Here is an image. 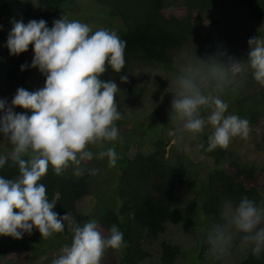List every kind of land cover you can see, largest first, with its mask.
<instances>
[{
  "label": "trees",
  "instance_id": "trees-1",
  "mask_svg": "<svg viewBox=\"0 0 264 264\" xmlns=\"http://www.w3.org/2000/svg\"><path fill=\"white\" fill-rule=\"evenodd\" d=\"M26 1V0H21ZM99 7H104L107 16L121 21L120 38L126 41L125 66L120 73L114 72L110 66L102 74L101 79L113 80L121 89L120 97L116 94V103L122 119L116 121L122 141L104 142L103 148L89 145L93 159L82 161L80 167L84 175L74 174L75 165H70L63 175H56L52 166L39 183L45 185L49 201L58 198L54 211L60 216L65 214L76 224L83 226L85 222L95 220L98 230L107 237L110 228L115 224L124 234L125 246L117 250L118 264H147L154 254L146 249L148 238H160L167 232L168 224H179L187 233H194L196 247L189 264H226L225 258L209 257L210 245L204 239L208 225L224 223L222 209L226 203L233 206L239 204L242 197L247 196L258 206L264 204V164L244 163L227 148L217 147L207 151L209 133H201L202 152L214 158L205 177L200 183L188 177L196 171L189 155L185 153V141L175 142L167 150L171 138L162 137L159 127L153 133L160 137L152 142V150L145 152L137 135L142 128L140 119L131 120L124 114L120 102L126 97H142L146 86L137 85V79L126 63L133 57L143 64L152 63L175 70L177 59L182 57V50H188L184 57L196 52L197 57L208 58L223 53V59L232 57L243 61L246 70L235 76L236 93L233 101L239 104V116L251 123H258L263 117L264 86L255 89L248 96L243 94L251 89L256 81L247 59L250 52L248 41L252 37L264 40V0H91ZM26 7L20 13L25 24L31 19H44L51 28L53 21L65 16L69 21L87 22L85 12L87 5L79 0H27ZM12 0H0V92L15 96L16 88L27 86V79L41 72L38 67H30L34 56L33 46L19 55H10L7 38L10 26L1 17L11 10ZM95 5V6H96ZM86 6V7H85ZM242 11L238 23L232 20L231 12ZM215 13V15H214ZM83 14V15H82ZM220 15L221 18H215ZM6 16V15H5ZM211 18L216 27L223 29L217 34L215 30L202 26L205 17ZM107 19L101 20L106 23ZM239 29L240 31H238ZM237 30V32H236ZM188 47V48H186ZM177 53V54H176ZM180 56V58H178ZM182 60V58H181ZM22 64L29 67L21 70ZM191 64V63H188ZM181 73V71H180ZM43 76L46 75L41 73ZM127 75L128 82H120L116 76ZM160 81L159 79H157ZM150 81H156L150 80ZM161 85L162 82H155ZM155 86V85H154ZM153 86V87H154ZM26 88V87H25ZM7 91V92H6ZM14 91V92H13ZM226 92H223L225 95ZM243 94V95H242ZM252 98V99H250ZM23 110V109H22ZM27 114L31 113L27 110ZM3 114V113H2ZM1 114V115H2ZM206 109L201 110L205 119ZM152 128V125H147ZM182 131L179 132L181 135ZM162 134V135H161ZM165 135V133H164ZM183 135H187L186 132ZM8 139L0 133V143ZM115 143L119 159L114 167L108 166V158H98V152L112 147ZM138 144V145H137ZM11 145V144H10ZM136 147V148H134ZM136 149V151H134ZM10 153L0 148V155ZM96 169V174L90 173ZM0 176L14 179L19 176L18 166L9 159L0 167ZM189 179V181H188ZM200 184L203 200L201 211L206 220L197 223L179 208L180 186L191 188ZM93 194L96 204L91 212L82 214L77 210V202L84 196ZM211 227V230L214 228ZM206 230V231H205ZM210 231V230H209ZM73 233L68 221L60 233H53L48 238L41 237L38 229L33 227L32 233L25 232L20 239L0 235V264H19L22 261H35L48 255V250L56 251L63 244H71ZM182 244L162 239L159 249V264L178 263L183 254ZM241 264H264V252L259 257L247 252Z\"/></svg>",
  "mask_w": 264,
  "mask_h": 264
},
{
  "label": "clouds",
  "instance_id": "clouds-1",
  "mask_svg": "<svg viewBox=\"0 0 264 264\" xmlns=\"http://www.w3.org/2000/svg\"><path fill=\"white\" fill-rule=\"evenodd\" d=\"M17 1L20 2L16 14L18 17L21 7L25 5L24 1ZM25 2L28 3L27 0ZM12 11L14 10L11 5V10L5 15H11ZM232 11L242 12L237 9ZM19 17L21 20H13V27L8 28L10 32L6 46L9 54L19 55L28 51L29 45H32L34 56L30 67H38L41 72L31 77L38 74L41 79L37 84H45L42 88L30 92L34 86L29 83L30 77L26 81L27 86L20 84L16 88L10 105L6 99H0V112L3 113L0 115V133L12 145L8 155H0V167L10 159L19 170V176L14 179L0 176V235L20 239L25 232L31 234L35 227L41 237L48 238L53 233L63 232L65 221H68L73 233L72 242L62 248V254L54 259L52 264H101L106 249H120L125 246L123 232L113 224L109 235L105 237L98 230L95 220L80 226L70 220L67 214L60 216L54 211L58 198L49 201L46 187L39 181L47 174L49 165L58 176L63 175L70 165H75L74 174L82 176L84 175V169L80 167L82 161L93 159L89 145L103 148L104 142L122 141L120 130L115 123L122 119L116 103V94L118 93L120 97L121 89L113 80L101 79L108 66L116 73H120L125 66L126 41L119 36L121 21L107 16L115 21L117 27L106 18V23L109 22L108 24L113 27L108 30L100 28L93 32L87 22L69 21L65 16L55 19L51 28L44 19H31L25 24L22 14ZM206 18L214 25L211 18L207 16ZM215 18L220 19L221 16L217 15ZM205 19L202 21L204 28ZM218 32L216 29L213 34ZM248 44L250 46L248 66L252 69L254 80L264 85V40L252 37ZM223 56V53H217L206 59L197 57V60L189 65L185 59L181 60L182 57L177 59L176 69L167 70L173 72V81L176 85L171 100V115L177 114L184 123L181 124L182 122L170 116L164 117L158 124L143 125L139 133L146 129L153 133V130L159 127L162 137L171 138L167 150L176 141H183L184 132L197 134L203 148L200 134L207 131H203L205 119L201 116V110L211 108L212 112L207 117V122L213 126L214 132L208 137L207 151H213L217 147L230 149L232 139L237 136L247 139L251 132V122L238 116L239 110L238 115H225L227 103L213 94L223 91L234 76L247 69L240 58L236 60L228 57L225 60ZM180 62L187 67L180 69L178 66ZM126 66L137 79L134 69H138L140 74L142 68L149 65L133 57ZM27 67L28 64H22L21 70ZM41 73L46 75V80ZM116 79L128 82L127 75L116 76ZM157 86L164 87V84ZM129 97L123 95L121 108L127 117H135L134 113L137 110L131 112L128 108L134 99L140 101L141 97ZM17 106L30 110L31 114L15 112L14 108ZM154 114L155 112H152V115ZM147 125H152V128H147ZM182 125L183 130L179 135ZM152 135L150 151L153 148L152 142L160 138L154 133ZM97 155L101 159L107 157L109 167H114L119 159L115 143L112 147L99 151ZM210 157L213 164L214 158ZM211 165L205 166L206 173ZM193 167L196 169V165L193 164ZM96 171L91 169L90 173L95 175ZM196 171L188 177L196 179L195 183H200L206 173L198 178ZM200 195L202 202L203 196ZM180 209L186 211L184 214L188 218L191 216L187 209L195 211V204H188L187 208ZM222 219L224 223L216 226L212 222L207 223L208 226L210 224L211 227L214 226L212 230L209 229L208 243L209 251L217 259L229 253L238 234H243L240 236V247L248 248V253L252 251L259 257L264 252V227L261 226L264 225V204L262 207L258 206L254 200L244 196L236 206L231 202L225 204Z\"/></svg>",
  "mask_w": 264,
  "mask_h": 264
},
{
  "label": "rangeland",
  "instance_id": "rangeland-1",
  "mask_svg": "<svg viewBox=\"0 0 264 264\" xmlns=\"http://www.w3.org/2000/svg\"><path fill=\"white\" fill-rule=\"evenodd\" d=\"M82 1L83 4L85 3L87 5L85 12V18L82 17L83 19L87 20V23L94 31L104 28V29H111L113 25H115V21L111 20L110 17H107L106 11L104 8H101L97 6L94 2L91 0H79ZM24 8L26 7V3L24 2ZM96 5V6H95ZM12 7L13 10L11 15L8 14L7 16H2L1 19L2 21L5 19L6 24L5 26H10L11 28L13 27V20L15 21H20L21 18V13L19 12V16L17 17V12L18 9L20 8V2L17 0H12ZM242 12H237V11H232L231 16L232 20L238 23L239 18L242 16ZM83 15V14H82ZM108 19L110 23L113 25H109L108 23L101 22V20ZM205 28H212V29H217L218 31L221 30V27H216L213 25L212 22L209 21V19H205L204 22ZM115 27H117L115 25ZM8 29V27H7ZM9 30V29H8ZM240 31L239 29H237ZM236 30V32H237ZM188 48V47H186ZM186 52H189L188 50H182V59L186 60V63H193L197 60V53L192 52L189 54L188 58L184 57ZM177 54V53H176ZM180 58V56L178 57ZM198 58H203L198 57ZM145 64L149 66H144L140 72L138 73V69H134V75L137 77V85L139 86H146L147 88V93H143V96L140 99V101H136L134 99L133 102H131L128 110L135 111L134 116L135 117H129L131 122H133V119L135 118H140V123L142 125L145 124H158L162 121V118L166 117L168 118L173 117L175 120H179V122H182V119L175 113H172L171 115V100L173 98V92L176 90V85L175 82L173 81V72H168L166 69L155 66V64L152 63H147ZM189 65V64H187ZM187 65H184L182 62L178 64L180 69H184L187 67ZM155 66V68H154ZM185 66V67H184ZM235 76L232 78V82L225 86L223 91H217L214 92V95L219 96L220 99H222L225 103L228 105V109L225 113V115H238V108H237V103H235L233 100L238 97L235 95L236 93H240V91L235 90L238 86H240L236 81H235ZM41 77L37 74L32 76L29 79L30 84H34V86L29 90L31 91H36L44 86L45 83L43 84H37L39 83ZM156 79L157 82H162L164 84V87H158L156 81H150ZM159 79L160 81H158ZM44 82V81H43ZM156 85V87H152ZM264 85L259 84L256 82V84L251 88L247 89L246 91L243 92V94H247L250 96V94L253 92L255 89H260ZM235 91V92H234ZM223 92H226L225 95H223ZM242 94V95H243ZM14 97L12 94H7L0 92V99H6L8 101V104H11V100ZM252 99V98H250ZM20 107H15L14 111L15 112H27L26 109H23ZM139 111H141L139 113ZM152 112H155L154 115H152ZM158 112L160 114H158ZM207 115L205 116V126L203 131H207L210 135L214 132L213 126H211L207 122V117L211 114L212 109L208 108L206 109ZM264 112V110H263ZM2 112H0V115ZM31 113H29L30 115ZM239 116V115H238ZM182 122L181 124H183ZM250 123V122H249ZM134 125V124H131ZM251 132L249 133V136L247 139L241 138L239 136L234 137L229 144L230 150L233 152V154L242 162L246 163H256V165L264 164V115L260 119V121L256 124H251ZM180 131L183 130V125L179 129ZM152 131L146 129V131L141 132L137 135L139 141L143 144V149L145 152L150 151V145H151V139L153 138ZM183 135V139H184ZM235 141V142H233ZM138 145V144H137ZM0 148L4 151L11 152L12 150V145L8 144L7 142L3 141L0 143ZM136 148V147H134ZM202 146L199 142V137L197 134H187L186 135V141H185V153L189 155V159L192 161V164L196 165V173L198 174V178L202 177L204 173H206V165H211L212 164V158L201 152ZM136 151V149L134 150ZM181 195H179V203L178 206L180 208H187L188 204H195V211L194 210H189L187 209V213L195 220L197 223H201V221L206 220L207 217L204 215V213L200 210V204H201V188L199 184H196L193 188L189 189L187 187H181ZM95 197L93 195H88L82 198L81 200L78 201L77 203V210L82 213V214H88L91 212L95 205ZM185 214L186 211L184 209H181ZM206 218H204L202 215ZM70 220L74 221L72 218ZM207 224H205L206 226ZM264 227V225H261ZM207 229H211V224L207 227ZM207 230V231H208ZM196 229L194 230V233L190 234L184 231V228L179 225V224H171L169 223L167 232L163 234L160 238H148L147 242L145 243V246L148 250H150L154 256L150 259L147 260V264H159V249H160V242L162 239H166L170 242L174 243H179L182 244L184 247L183 254L179 258L178 263H191V255L190 253L193 252V250L196 247V238L194 237ZM206 231V230H205ZM204 237L206 242H208V236L210 231ZM199 233V230L196 231ZM201 234V233H199ZM243 234H238L236 238L233 241V246L230 248L229 253L224 256L225 258V263L226 264H241V258L247 253L248 248H243L240 247V236ZM65 246L63 244L60 246V248L56 251L53 250H48V255L47 256H42L38 259L34 258L35 261L27 262L22 261L19 264H52V261L56 258H58L59 255H61V250ZM251 248V247H249ZM209 257L215 256L212 252L208 251ZM118 253L117 250L115 249H106L104 256L101 260V264H118Z\"/></svg>",
  "mask_w": 264,
  "mask_h": 264
}]
</instances>
